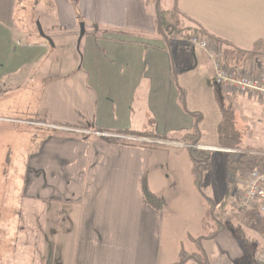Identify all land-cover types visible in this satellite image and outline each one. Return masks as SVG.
<instances>
[{
  "label": "crops",
  "instance_id": "1",
  "mask_svg": "<svg viewBox=\"0 0 264 264\" xmlns=\"http://www.w3.org/2000/svg\"><path fill=\"white\" fill-rule=\"evenodd\" d=\"M16 1L0 0V98L30 90L47 76V69L56 70L48 58L51 42L38 35L40 28L29 27L33 24L28 25L23 2ZM52 1L61 29L92 27L74 65L78 89L88 96L79 107H48L64 134L44 136L27 158L23 182L14 186L20 206L32 203L39 218L31 227L17 228L14 253L0 252V264H176L181 241L189 246L198 238L201 262L256 264L257 245L245 243L234 219L216 233L209 201L216 210L224 202L225 212L234 210L229 199L241 182L239 159L232 187L228 153L219 150L224 148L218 139L220 102L235 100L260 136L261 98L217 89L212 65L201 51L159 34L154 6L146 3L150 0ZM173 8L176 29L218 41L226 66L253 74L264 51V0H164L160 9ZM16 11L22 16L16 17ZM44 60L48 65L40 68ZM196 120L197 148L209 152L201 193L190 145L180 141L193 133ZM245 134L239 144L249 151ZM254 160L264 174V156ZM145 186L161 200V209L148 202ZM206 216L211 219L208 228Z\"/></svg>",
  "mask_w": 264,
  "mask_h": 264
},
{
  "label": "rangeland",
  "instance_id": "2",
  "mask_svg": "<svg viewBox=\"0 0 264 264\" xmlns=\"http://www.w3.org/2000/svg\"><path fill=\"white\" fill-rule=\"evenodd\" d=\"M163 1L160 0L158 5L160 8L163 7ZM22 6L25 8L23 14L26 20L29 21L28 25L33 24L29 27L34 29L35 26L36 30L40 28L39 34L34 32L35 37L38 34L42 37V40L47 39L51 42L48 58L52 65H56V70L54 73L52 68L51 71L47 69L45 71L47 72V76H45L47 81H44L45 78L41 77L32 89L21 88L0 98V218L4 222L0 224V252L8 250L11 254L14 253L16 244L19 242L17 228L26 229L31 227V223L38 220L36 216L39 218L38 212L33 209L32 203L24 202L21 207L17 199L14 198L15 181L19 184L23 182L26 175L27 158L38 150L44 136L64 134L60 131L61 127L55 125L60 124L58 123L60 121H55L58 119H53L49 115L48 107H79L80 100L88 96L85 91L78 89V77L74 65L76 61H79L83 44L92 32V27L85 24H79L74 32H66L61 29L54 15L52 0H23ZM17 10L20 11L19 6H17ZM18 11H16V17H21L22 13L19 15ZM173 21L175 24L176 17L172 19ZM81 26L84 30L82 37L80 36ZM73 28L72 25L70 30ZM180 30H176L171 34V40L175 37L179 39V35L182 37L189 36L191 33L181 28ZM262 59L264 58H258L253 68V74L258 62ZM46 62L47 60L42 61L39 67L42 68V66L48 65V62ZM183 98H185L184 95ZM260 101L264 104V98H261ZM184 102L185 99L184 101L182 99L181 104L186 106V102ZM220 104L222 119L225 120L224 145L229 147L240 145L227 142L235 143L236 141L240 143L243 140L242 135L246 132L245 136H247L244 141L246 149L258 153L264 151V124L261 127L262 132L258 136L256 124L250 123V121L247 123L243 119V114L236 107L235 100L230 102L225 98ZM52 124L53 126H51ZM64 131L66 132L67 129H64ZM257 139H260V143H256ZM220 149L247 151L243 147L234 149L224 147ZM228 154L235 155L239 159L237 164L240 168L241 182L240 188L236 190L239 193L245 187L248 175L252 170H258L259 172L263 170L259 166L260 162L254 160L256 156L252 158L238 152ZM18 215L21 216L23 221L17 219ZM224 215L225 221L232 218L235 224L242 228L244 239H248L250 243L257 245L256 264H264V213L261 214L254 207L242 212L228 210ZM6 220L8 221L5 222ZM204 225L206 228L211 226L209 216H206ZM227 225L225 224V226ZM215 226L212 222V229ZM22 232L21 230L19 233ZM22 234L26 238L28 237L27 232ZM187 245L186 242L181 241L180 254L176 264H190L191 258H194V260L203 259L204 251L199 238L196 244ZM186 247L188 253L185 251ZM8 258L11 259L12 257L9 256Z\"/></svg>",
  "mask_w": 264,
  "mask_h": 264
},
{
  "label": "built area",
  "instance_id": "3",
  "mask_svg": "<svg viewBox=\"0 0 264 264\" xmlns=\"http://www.w3.org/2000/svg\"><path fill=\"white\" fill-rule=\"evenodd\" d=\"M176 39V37H175ZM181 41H186L193 50L201 51L211 63L214 77V86L222 92L235 93L238 95H255L264 98V59L257 64L254 74L238 71L224 64L223 49L216 43H210L206 38L196 33L182 37ZM103 137L122 139L117 135L103 134ZM200 150L205 149L198 147ZM225 153L238 152L244 156H257L263 154L252 151H230L219 149ZM261 154V155H260ZM230 208L242 212L256 208L261 214L264 213V174L258 170H252L248 175V180L241 192H235L229 199Z\"/></svg>",
  "mask_w": 264,
  "mask_h": 264
},
{
  "label": "trees",
  "instance_id": "4",
  "mask_svg": "<svg viewBox=\"0 0 264 264\" xmlns=\"http://www.w3.org/2000/svg\"><path fill=\"white\" fill-rule=\"evenodd\" d=\"M73 4L76 0H70ZM156 0H150L147 1L146 3L152 4V6H154ZM20 2H23V0H17L16 3L19 5ZM158 17H156L155 14V21L156 24L158 26V32L160 35H162L164 37V39H166V41H170L171 40V34L174 33V31H181L180 29H176L174 21L172 22V19L175 18L174 13L176 12L171 11V12H166L160 9V7L158 6ZM155 12V10H154ZM194 33V32H193ZM196 33V32H195ZM199 34V33H198ZM200 36H203L201 34H199ZM205 37V36H204ZM207 39V38H206ZM210 43H216L218 45H220L223 49V56H224V47L221 43H219L218 41H214V40H207ZM259 58H264V51L260 52V54H258ZM224 57H223V61H224ZM182 97H183V92L181 91ZM199 114L198 113H193V117L198 118ZM225 120L222 119V122L220 123V126L218 128V139H219V143H220V147H228L229 149H234V148H239L241 147L240 145H238L239 143L235 141V143L233 142H227L230 144H237L238 146H234V147H229V146H225V138H224V130H225V125H224ZM198 120H196L195 122V126H194V130L192 134H188L186 135L183 139H181L180 141L185 140V142H187L190 146H189V153H190V158L193 161V168H194V179H195V185L196 188L200 191V180L202 177L203 172L207 169V166L201 165L198 166V161H203V163H207L209 161V152L208 151H202L200 149L197 148V139H198ZM226 137V136H225ZM227 138V137H226ZM113 141V140H112ZM193 142H196V144L194 146H191ZM238 157L235 155H230L228 154L227 156V176L228 179L230 180V183L232 184V187H234L236 179H237V165H236V161H237ZM198 167V170H197ZM144 194L146 199L148 200L149 203H151L154 207L161 209L162 208V202L159 198L155 197L154 195L150 194L148 192V190L146 189V186L144 187ZM209 205H210V209H209V214L211 213V217L214 221L217 222V231L216 233L221 230L223 227H225V208L227 203L224 202L219 208L218 210L215 209V207L213 206V204L209 201ZM236 232L238 234H240V232L244 235V233L242 232V228L239 227L238 225L236 226ZM213 233L212 237L216 234ZM245 243L248 244V239H245ZM192 261H194L197 264V261L200 264H208L207 260L204 258L203 262H201L200 260H194V258H191ZM245 262V261H244Z\"/></svg>",
  "mask_w": 264,
  "mask_h": 264
},
{
  "label": "water",
  "instance_id": "5",
  "mask_svg": "<svg viewBox=\"0 0 264 264\" xmlns=\"http://www.w3.org/2000/svg\"><path fill=\"white\" fill-rule=\"evenodd\" d=\"M159 1L160 0H156L154 3V9H155L156 17H158V13H159V11H158ZM83 33H84V30H83V27L81 26V33H80L81 37H82ZM195 144H196V142H193L191 146H194ZM201 165L207 166V163H203V161H198V166H201ZM197 170H198V167H197ZM197 264H200V263L197 261Z\"/></svg>",
  "mask_w": 264,
  "mask_h": 264
}]
</instances>
